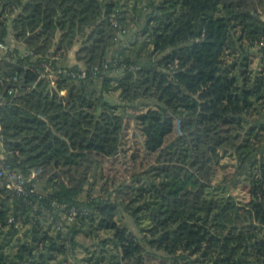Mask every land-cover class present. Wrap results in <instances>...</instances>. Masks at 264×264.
Listing matches in <instances>:
<instances>
[{"label": "trees", "instance_id": "1", "mask_svg": "<svg viewBox=\"0 0 264 264\" xmlns=\"http://www.w3.org/2000/svg\"><path fill=\"white\" fill-rule=\"evenodd\" d=\"M1 43L0 264H264V0H0Z\"/></svg>", "mask_w": 264, "mask_h": 264}, {"label": "built area", "instance_id": "2", "mask_svg": "<svg viewBox=\"0 0 264 264\" xmlns=\"http://www.w3.org/2000/svg\"><path fill=\"white\" fill-rule=\"evenodd\" d=\"M15 49L14 43H1L0 44V61L3 59L4 56L8 55V53L13 52ZM33 55L31 52L26 53V56ZM59 60V57H53L50 59V61ZM47 61L41 65L39 69H37V72L39 74V79L45 80L48 83H50L52 86H55L56 81V75L57 71L55 70V67L53 64ZM134 69V68H132ZM66 74L67 76L74 77L78 80H83L87 77V73L83 69L79 70H59V73ZM4 84L3 80H0V86ZM9 94H13L12 90L8 91ZM2 98L3 93L0 90V106L2 104ZM3 127L0 123V183L2 184V187H5L9 191H14L15 196L17 197H23L24 200H27V197H30L32 195H36L38 197V203L41 199L37 184L35 183V180L37 181V178L40 176V172H32L31 174L24 173L19 167H17V164L12 163L10 159H8L7 155L3 153L4 151V137L2 135ZM15 155L19 156L18 153ZM29 204H32L29 202ZM77 211L73 208L71 210L70 216H77ZM12 222V220H11Z\"/></svg>", "mask_w": 264, "mask_h": 264}, {"label": "rangeland", "instance_id": "3", "mask_svg": "<svg viewBox=\"0 0 264 264\" xmlns=\"http://www.w3.org/2000/svg\"><path fill=\"white\" fill-rule=\"evenodd\" d=\"M258 62V60L256 59L255 60V63H254V67H256L257 66V63ZM257 69L258 70H262V67H257ZM219 171V173H218V177L219 178H222L223 177V174L224 173H226V172H229V173H233V171L230 169V168H222V169H219L218 170ZM232 176H234V175H230V177L228 178L229 179V181H231L232 179H231V177ZM233 178V177H232ZM218 180H220V179H218ZM228 183H230V182H228ZM99 188H100V184L98 185V187H97V190H99ZM241 189V188H240ZM232 194L236 197V198H238L239 200H241V201H244V199H243V193H242V190H239V191H234V190H232ZM123 219H124V222H126V224L128 225V226H130L131 227V229L132 230H134V232L135 233H137V234H139L137 231L138 230H136L135 229V224H134V222H133V220H132V218L128 215V214H124L123 215ZM78 240H79V242L80 243H86V244H90L91 243V240L92 239H90V238H86L85 236L83 237V236H79L78 237ZM80 249V253L82 252L81 250H82V248L80 247L79 248Z\"/></svg>", "mask_w": 264, "mask_h": 264}, {"label": "crops", "instance_id": "4", "mask_svg": "<svg viewBox=\"0 0 264 264\" xmlns=\"http://www.w3.org/2000/svg\"><path fill=\"white\" fill-rule=\"evenodd\" d=\"M15 47L16 48H18V49H24L25 47H22L21 45H16V43H15ZM76 51H77V48H75L70 54H69V59H70V65H75V64H77V62H76V59H75V53H76ZM64 95H65V92H64ZM114 101H117V96H114Z\"/></svg>", "mask_w": 264, "mask_h": 264}]
</instances>
